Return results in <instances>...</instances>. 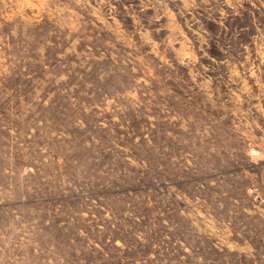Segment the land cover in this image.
<instances>
[{
	"label": "rangeland",
	"instance_id": "374dc122",
	"mask_svg": "<svg viewBox=\"0 0 264 264\" xmlns=\"http://www.w3.org/2000/svg\"><path fill=\"white\" fill-rule=\"evenodd\" d=\"M0 264H264V0H0Z\"/></svg>",
	"mask_w": 264,
	"mask_h": 264
}]
</instances>
